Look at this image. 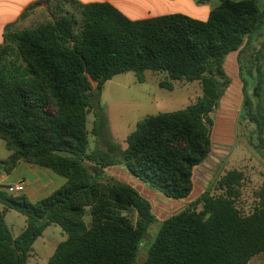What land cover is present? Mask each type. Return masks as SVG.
I'll use <instances>...</instances> for the list:
<instances>
[{
  "label": "trees",
  "instance_id": "obj_1",
  "mask_svg": "<svg viewBox=\"0 0 264 264\" xmlns=\"http://www.w3.org/2000/svg\"><path fill=\"white\" fill-rule=\"evenodd\" d=\"M219 1L202 21L184 14L131 20L108 2L44 0L55 4L59 17L22 31L6 27L0 43V139L11 154L0 159V175L25 162L66 183L37 202L0 188V264H28L35 242L52 225L66 239L47 264H136L158 219L135 187L106 178L104 170L125 164L154 191L188 199L196 168L212 152V114L232 85L226 70L232 53H240L242 115L264 146V42L255 64L241 58L264 29V9L259 0ZM67 4L81 18L64 12ZM246 69L259 74L255 102L246 96ZM148 71L166 74L160 86L170 91L176 81L200 82L202 96L184 109L140 120L125 150L112 141L107 150H90L89 115L98 139L107 127L105 84L130 72L144 82ZM243 181L242 172L229 171L218 181L221 195L209 187L161 221L144 264H249L264 253V187L258 207L245 215L237 207ZM11 211L27 219L17 237L6 220Z\"/></svg>",
  "mask_w": 264,
  "mask_h": 264
},
{
  "label": "rangeland",
  "instance_id": "obj_2",
  "mask_svg": "<svg viewBox=\"0 0 264 264\" xmlns=\"http://www.w3.org/2000/svg\"><path fill=\"white\" fill-rule=\"evenodd\" d=\"M261 8L263 9V2H261ZM63 10L74 13L78 18H81L80 12L71 4L65 5ZM60 13L59 10H56L53 2L46 3L36 9L29 10L27 17L19 20L12 30L22 31L36 27L54 20L60 16ZM259 46L262 47V45ZM258 51L259 49L246 50L242 53L241 58L244 62L255 64ZM239 58L240 55L238 59L236 57L234 60L229 59L228 66L232 73L230 76L232 85L221 100L219 107L212 114L215 121L212 130V152L209 158L196 168L194 190L188 199L174 200L154 191L147 184L134 177L125 164L121 163V165L104 170L106 178H115L135 187L152 203L154 214L158 219V222L148 230L136 264L145 263L160 228V222L195 202L209 187L213 188L212 195H221L222 191L218 187V181L229 171L237 170L244 174V181L240 188L241 196L237 200V207L240 212L249 215L258 207V194L264 187V146L257 139L254 126L242 115L244 95L242 91L243 82L237 70ZM166 78L167 75L164 73L148 71L145 73L144 82H140L134 72L118 75L108 81L101 96L102 107L107 117L105 135L103 139H98L92 134L95 117L91 113L88 123L91 138L90 150L97 147L107 150L108 141L114 142L122 150H125L128 146L126 140L136 130L140 120L151 115L184 109L202 96L200 82L176 81L174 82V89L170 91L160 86V83ZM243 78L248 83L246 96L255 102L257 99L256 83L259 74L256 69H246L243 72ZM96 86L95 83L94 87ZM9 154L5 141L0 139V159H5ZM26 168V165H21L11 174V178L24 177L29 184H32L38 175L34 174L33 171L26 170ZM47 170L50 174L59 176L53 171ZM39 176L41 177V175ZM29 200L34 202L31 198ZM198 210H202L201 205L198 206ZM6 220L15 237L27 225L26 217L15 211L7 214ZM65 239L66 236L61 227L55 225L48 227L35 242L28 264H47L58 244ZM249 264H264V253L252 258Z\"/></svg>",
  "mask_w": 264,
  "mask_h": 264
},
{
  "label": "crops",
  "instance_id": "obj_3",
  "mask_svg": "<svg viewBox=\"0 0 264 264\" xmlns=\"http://www.w3.org/2000/svg\"><path fill=\"white\" fill-rule=\"evenodd\" d=\"M41 1H43L41 5H45L47 3L44 2V0H0V43H3L4 41V33L6 27L11 24L15 25L19 20L22 19L21 16L28 10L30 6ZM77 1H79L82 4H91L96 2L111 3L112 5L117 7L120 11H122L131 20L150 19V18L165 16L170 14H184L194 19H198L202 21H206L209 18L211 11L214 8H216L220 3L219 0H210L206 4H201L199 3L198 0H77ZM259 1H260V5L261 2H263V9H264V0H259ZM257 37H258L257 41L255 40V42H253V44L249 46L250 51L259 49L260 48L259 45H261L264 42V29L257 33ZM250 41H252V39H250ZM239 55L240 53L236 52L230 54L229 57L227 58L226 70L229 76L232 75L228 66L229 59L234 60L235 57L238 59ZM237 70H238V75H240L239 64H237ZM23 164L26 165L27 167L26 170L33 171L34 174L38 175L36 181H34L32 184H29L24 177L11 178V175H0V188L3 187V189L6 190V188L9 186H14L18 183L24 182L27 187L25 194L29 198L33 199L34 202H37L38 200H41L51 195L54 191H56L66 183V179L64 177L61 178V176H54L50 174L47 168L40 166L35 167L36 165H32L25 162H22L19 165V167H21V165ZM39 175H41V177ZM42 176L44 177L42 178Z\"/></svg>",
  "mask_w": 264,
  "mask_h": 264
},
{
  "label": "built area",
  "instance_id": "obj_4",
  "mask_svg": "<svg viewBox=\"0 0 264 264\" xmlns=\"http://www.w3.org/2000/svg\"><path fill=\"white\" fill-rule=\"evenodd\" d=\"M26 184L24 182L18 183L14 186H9L6 190L10 194H25L26 193Z\"/></svg>",
  "mask_w": 264,
  "mask_h": 264
}]
</instances>
